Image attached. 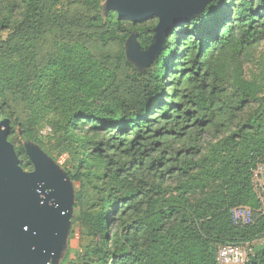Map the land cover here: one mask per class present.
<instances>
[{"label":"trees","instance_id":"16d2710c","mask_svg":"<svg viewBox=\"0 0 264 264\" xmlns=\"http://www.w3.org/2000/svg\"><path fill=\"white\" fill-rule=\"evenodd\" d=\"M104 1L80 0L91 11L82 19L58 0H0V119L26 170L15 142L40 143L46 117L61 118L55 148L71 158L72 222L87 242L79 260L217 264L219 248L264 239V214L248 225L230 215L260 208L251 171L264 161V100L241 68L264 43L263 1L208 0L202 13L167 29L144 69L125 59L124 46L135 34L142 50L151 48L154 25L103 17ZM74 27L118 42L117 60H98L64 38ZM207 135L218 140L204 156ZM246 264H264V247Z\"/></svg>","mask_w":264,"mask_h":264},{"label":"rangeland","instance_id":"374dc122","mask_svg":"<svg viewBox=\"0 0 264 264\" xmlns=\"http://www.w3.org/2000/svg\"><path fill=\"white\" fill-rule=\"evenodd\" d=\"M207 3L208 0H198L197 6L191 13L185 17L174 18L173 24L178 21L188 19L192 15L202 13ZM57 6L58 9L65 12L69 17L81 16L83 17L82 19H84V17H88V14L91 12L86 11L80 0H58ZM124 8L125 3L123 0H105L101 4L100 12L101 15L105 17L109 12L122 14ZM147 24L154 25L150 31V36L155 35L156 43L152 45L151 48L146 51L142 50L135 34L130 35L124 46L125 59L138 69H144L151 65V63H153L159 56L161 48L165 42L164 34L167 29L162 31L159 28L158 19H147L145 20V25ZM97 33V31L91 28L74 27L73 29L63 32V37L71 40L72 42L84 45L96 59H108L111 63H114L117 60V56L120 51L118 42L106 44L102 42V39ZM5 36V34L0 35V39H4ZM64 38H61L62 42L66 41ZM241 70L243 79L246 82L257 86V98L259 100H264V43H262L260 48L255 52L251 62L243 66ZM121 77H123L122 74ZM263 104L264 102L262 103V106ZM260 110H262V108H259V105L253 106L246 114H249L251 118H256ZM1 121L8 120L0 119V122ZM59 121H61V118L55 114H49L46 117V120L39 132L40 143L29 141H21V143L20 140L15 142L17 146L22 145L27 160L29 161L30 167L26 170L21 168L20 159L16 155L15 148L10 142H8L17 161L16 171L18 174L21 176H30L35 173H43L49 177L60 190L64 205V212L59 223V226L62 227L61 230L56 229L54 237L45 240V246L43 245L44 249L39 256H36L30 261H22L19 258H15V262L17 264H83L79 260V257L83 255L85 247L87 246V242L85 241L86 238L82 235L80 236L78 226L72 222V219L78 216V211L74 208V198L76 192L78 191V183L71 181L68 176V174H74L71 158L66 154L57 156L59 151L55 148V142L58 134L53 127V124ZM217 140L212 139L209 135L203 138L204 156L210 154V147L215 145ZM263 162L257 163L252 169L251 180L253 170L257 167V165H260ZM257 197L260 203V208L255 213L248 207H236L239 209H250L252 221L258 213L262 215L264 214V196L261 195L259 197L257 195ZM56 235H59L62 239H55ZM249 244L253 246V252L257 253L262 247H264V239L254 241Z\"/></svg>","mask_w":264,"mask_h":264},{"label":"water","instance_id":"95a60500","mask_svg":"<svg viewBox=\"0 0 264 264\" xmlns=\"http://www.w3.org/2000/svg\"><path fill=\"white\" fill-rule=\"evenodd\" d=\"M122 17L138 23L156 18L164 31L173 19L185 17L198 0H123ZM264 3V0H262ZM9 123L0 122V264H17L39 256L54 237L64 212L62 195L43 173L21 176L8 143ZM55 239H62L59 235ZM44 245V246H43ZM40 260V259H39Z\"/></svg>","mask_w":264,"mask_h":264},{"label":"built area","instance_id":"2783aa9c","mask_svg":"<svg viewBox=\"0 0 264 264\" xmlns=\"http://www.w3.org/2000/svg\"><path fill=\"white\" fill-rule=\"evenodd\" d=\"M252 183L255 193L259 197L261 195L264 196V162L257 165V167L253 170ZM230 215L235 225H248L252 223L250 209H232ZM252 255L253 250L251 244H230L218 249L216 261L218 264H246Z\"/></svg>","mask_w":264,"mask_h":264}]
</instances>
